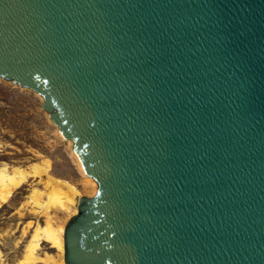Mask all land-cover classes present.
<instances>
[{"label": "water", "instance_id": "water-1", "mask_svg": "<svg viewBox=\"0 0 264 264\" xmlns=\"http://www.w3.org/2000/svg\"><path fill=\"white\" fill-rule=\"evenodd\" d=\"M0 78L97 183L65 264H264V0H0Z\"/></svg>", "mask_w": 264, "mask_h": 264}, {"label": "rangeland", "instance_id": "rangeland-1", "mask_svg": "<svg viewBox=\"0 0 264 264\" xmlns=\"http://www.w3.org/2000/svg\"><path fill=\"white\" fill-rule=\"evenodd\" d=\"M42 101L36 92L0 78V166H20L28 176L25 184L0 202V264L64 262L56 247L44 240L37 249L38 259L25 256L34 227L45 223L43 207L38 203L44 202L46 192L52 189L46 184L49 177L75 185L80 196L93 195L84 188L70 154V140L59 136L57 126L41 108ZM33 188L43 191L39 197H30ZM50 213L57 224L65 225L69 219L64 210L52 209Z\"/></svg>", "mask_w": 264, "mask_h": 264}, {"label": "bare ground", "instance_id": "bare-ground-1", "mask_svg": "<svg viewBox=\"0 0 264 264\" xmlns=\"http://www.w3.org/2000/svg\"><path fill=\"white\" fill-rule=\"evenodd\" d=\"M40 98L42 99L41 96ZM56 131L62 139L66 140L60 133L58 127H56ZM67 143L70 147V154L73 158V161L83 177L82 179L84 188H86L89 193L94 194L97 189L96 181L84 172L80 160L73 150L72 141H67ZM34 170V172H36L37 167H34ZM27 177V172L20 166L15 165L9 167L6 164L1 165L0 202H5L13 193V191L25 184L28 180ZM46 184L47 187L50 186L52 189H50L51 191L46 192L47 199L42 203L40 201V203H38L41 207H43L42 212L46 217L45 223L43 225L37 224L34 227V230L26 245L25 256L27 257V259L31 260L38 259L39 256L37 255V249L40 246V241L44 240L47 243H50L51 246L56 247V249L60 253V258L62 260L64 254L63 230L65 225L57 224L53 220V215H51L50 212L52 209L62 211L64 210L70 218L77 212V202L80 197V192L75 185L67 181H62L60 179L57 180L49 177L48 183ZM42 192L43 191L33 188L31 190L30 197L37 198L39 197V195H41ZM22 262L23 261H21L19 264H24ZM60 264L65 263L62 261L60 262Z\"/></svg>", "mask_w": 264, "mask_h": 264}]
</instances>
